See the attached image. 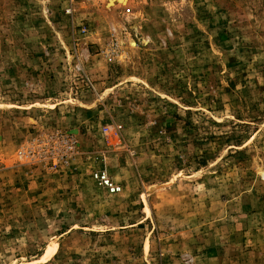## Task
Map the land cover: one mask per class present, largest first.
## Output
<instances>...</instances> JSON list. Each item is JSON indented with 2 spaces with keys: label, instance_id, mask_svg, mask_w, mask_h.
Segmentation results:
<instances>
[{
  "label": "rangeland",
  "instance_id": "1",
  "mask_svg": "<svg viewBox=\"0 0 264 264\" xmlns=\"http://www.w3.org/2000/svg\"><path fill=\"white\" fill-rule=\"evenodd\" d=\"M0 264H264V0H0Z\"/></svg>",
  "mask_w": 264,
  "mask_h": 264
},
{
  "label": "built area",
  "instance_id": "2",
  "mask_svg": "<svg viewBox=\"0 0 264 264\" xmlns=\"http://www.w3.org/2000/svg\"><path fill=\"white\" fill-rule=\"evenodd\" d=\"M94 177L100 183H102L109 190L110 193H117V192H119V187H117L116 185H114L109 180V178H107V176L104 173H96V174H94Z\"/></svg>",
  "mask_w": 264,
  "mask_h": 264
},
{
  "label": "bare ground",
  "instance_id": "3",
  "mask_svg": "<svg viewBox=\"0 0 264 264\" xmlns=\"http://www.w3.org/2000/svg\"><path fill=\"white\" fill-rule=\"evenodd\" d=\"M107 1H109L110 3H112V5H113V2H114V1H119V2H121L122 4H124V0H107Z\"/></svg>",
  "mask_w": 264,
  "mask_h": 264
}]
</instances>
